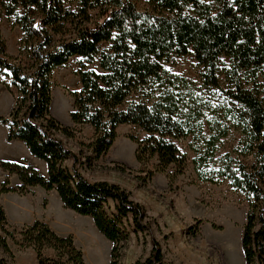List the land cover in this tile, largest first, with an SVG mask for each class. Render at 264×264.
Returning a JSON list of instances; mask_svg holds the SVG:
<instances>
[{
	"label": "trees",
	"instance_id": "obj_1",
	"mask_svg": "<svg viewBox=\"0 0 264 264\" xmlns=\"http://www.w3.org/2000/svg\"><path fill=\"white\" fill-rule=\"evenodd\" d=\"M136 1L105 0L111 7L107 19L94 27L76 26L75 36L67 37L66 25L74 22L76 13L65 0H0L8 15H15L29 58L26 65L9 56L0 32V81L7 77V87L15 89L13 106L0 120L7 127L9 141H21L46 163L43 174L25 161L0 160V167L20 181L12 187L6 176L0 185V250L13 256L7 239L20 234V244L35 250L38 264L62 260L88 264L72 235H58L39 219L22 227L9 222L1 195H24L41 186L56 190L65 208L91 217L112 243L109 264H124L130 230L152 235L146 208L118 183L90 181L77 165L82 157L89 161L107 153L118 137V127L131 124L145 133L143 138L130 136L137 161L147 164L157 158L158 172L173 166L171 181L189 163L188 153L176 142L191 138L198 179L212 183L226 179L244 194L247 212L241 247L245 264H264V104L238 79L242 71L254 76L264 72V0H149L153 11L139 10ZM102 3L79 0V16L89 21V10ZM18 7L22 14L15 12ZM54 34L62 38L56 42ZM189 53L204 67L203 86L219 85L220 59L229 58L232 82L224 93L233 107L213 105L193 80L162 63L172 54ZM76 55L89 62L99 57L102 69L98 72L82 64L78 70L81 87L70 92L74 99L71 120L94 129L92 140L81 142L79 153L58 136L73 137L74 130L51 111L54 70ZM234 127L242 134L238 157L227 153L219 159V144ZM248 156L254 157L251 165L240 158ZM151 243L150 255L134 264H168L159 241L152 237ZM46 248H54L58 260L47 257Z\"/></svg>",
	"mask_w": 264,
	"mask_h": 264
},
{
	"label": "rangeland",
	"instance_id": "obj_2",
	"mask_svg": "<svg viewBox=\"0 0 264 264\" xmlns=\"http://www.w3.org/2000/svg\"><path fill=\"white\" fill-rule=\"evenodd\" d=\"M136 3L141 11H153L149 0H137ZM65 4L76 13L74 22L66 25L67 37L75 36L76 26L94 27L107 19L111 11V7L103 0L102 5L89 10L91 17L89 21H85L79 16V0H65ZM15 12L22 14L23 9L18 7ZM162 13L169 15L166 11ZM0 32L7 44L8 55L18 57L28 65L29 58L25 52V44L22 43L23 32L15 15H8L1 3ZM61 38V34H54L56 42ZM98 58L89 62L76 55L71 57L67 64L56 68L53 73L52 115L75 132L73 137H67L62 133L58 136L76 153L80 151L81 142L88 143L92 140L94 129L89 124L76 125L71 120L74 99L70 92L81 87L78 70L82 64L89 69L102 72ZM162 63L170 71L193 80L205 99L213 105L228 103L233 107L232 101L227 99L224 93L232 82L229 77L231 66L228 57L222 56L220 59L218 86H203L204 67L198 63L193 53L172 54ZM238 79L244 88L251 90L264 104V72L259 71L254 76L250 72L242 71ZM7 83V77L0 81V117L8 114L15 99V89L10 90ZM117 130L118 137L107 153L89 161L82 157L77 166L92 182L105 180L118 183L130 192L134 201L146 208V220L151 223L152 235L129 229L130 237L123 250L122 262L134 264L138 260H145L151 253V240L154 237L159 241L168 264H245L241 247V234L247 212L245 196L234 189L226 179L220 183L198 179L192 162L195 153L189 145L191 138L176 142L182 151L188 153L189 163L184 173L171 181L169 173L174 172L173 166L167 172H158L155 171L157 158L147 164L137 161L136 144L130 136L143 138L145 133L139 127L123 124ZM241 138L239 129L232 128L219 144L217 157L220 159L227 153L238 157ZM240 158L248 165L254 161L253 156ZM0 160L25 161L46 174L41 162L21 141L7 139V127L1 120ZM71 163V160L66 161L69 167ZM6 176L12 187L20 184L15 174H7L0 167V185ZM2 198V205L11 224L22 227L26 224L17 221L16 218L30 219L34 214L37 217L50 215L66 229H72L70 235L73 236L75 245L83 251L88 264H109L112 243L98 231L91 217L79 215L65 208L57 192L51 193L41 186H34L30 193L21 195L9 192L4 193ZM22 203L28 205L32 212L26 214L20 207ZM21 239L20 234L7 239L13 256L0 250V259H4V264H38L35 250L32 247H23L20 244ZM51 249L44 250V254L58 260L57 252L54 248ZM62 261L64 264H72L66 260Z\"/></svg>",
	"mask_w": 264,
	"mask_h": 264
},
{
	"label": "crops",
	"instance_id": "obj_3",
	"mask_svg": "<svg viewBox=\"0 0 264 264\" xmlns=\"http://www.w3.org/2000/svg\"><path fill=\"white\" fill-rule=\"evenodd\" d=\"M38 161L41 162V165L42 167L44 168V170L46 171V163L40 159L37 158ZM43 188V187H42ZM51 193H54V192H57L56 190H51L50 191ZM58 194V193H57ZM3 194L1 195V199L2 198ZM28 203H30L28 201ZM20 207H22V210H24V212L26 214H29V212H32V209L28 208V205H26L25 203H22L20 205ZM70 211H73L71 209H69ZM74 212V211H73ZM76 213V212H74ZM16 217V216H15ZM17 221L20 220L22 222H24V224H31L33 223L35 220L39 219V220H42L46 223H48L50 225V227L58 234V235H61V236H67V235H70L72 232V229H69V228H65L63 225H60V223L58 222V220L54 219L53 217H51L50 215H47V216H41V217H37L35 214L29 219V217H18L16 218ZM62 224V223H61ZM46 251L47 250H52L51 248H47L45 249Z\"/></svg>",
	"mask_w": 264,
	"mask_h": 264
}]
</instances>
